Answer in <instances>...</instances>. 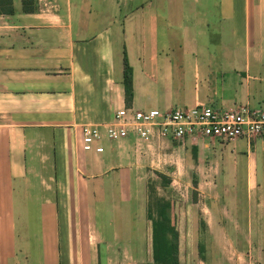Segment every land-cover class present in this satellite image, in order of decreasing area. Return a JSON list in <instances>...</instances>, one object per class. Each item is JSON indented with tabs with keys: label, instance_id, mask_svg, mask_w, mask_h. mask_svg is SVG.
Listing matches in <instances>:
<instances>
[{
	"label": "crops",
	"instance_id": "0c3cea01",
	"mask_svg": "<svg viewBox=\"0 0 264 264\" xmlns=\"http://www.w3.org/2000/svg\"><path fill=\"white\" fill-rule=\"evenodd\" d=\"M115 3H131L133 12L116 16L100 7ZM34 6L23 11V0H12L14 12H0V264H148L150 223L147 230L145 222L129 226L123 219L102 238L95 212L103 193L131 199L102 183L120 176L121 187L128 185L122 164L139 140L104 139L102 152L85 150L84 128L107 124L129 106L264 109V0H35ZM208 31L216 43H201ZM125 56L133 67L131 104ZM153 143L154 161L161 164L168 151L173 165L184 157L195 180L232 182L233 189L246 182L243 202L229 190L212 203L208 196L173 206L180 263L264 264V138L147 142ZM34 196L43 198L40 206L24 203ZM117 244L133 251L111 252Z\"/></svg>",
	"mask_w": 264,
	"mask_h": 264
},
{
	"label": "rangeland",
	"instance_id": "374dc122",
	"mask_svg": "<svg viewBox=\"0 0 264 264\" xmlns=\"http://www.w3.org/2000/svg\"><path fill=\"white\" fill-rule=\"evenodd\" d=\"M116 1V0H115ZM121 1V0H119ZM125 2V0H124ZM99 7V6H98ZM103 12L107 11L113 15H128L132 13V9L134 8L133 4H122L115 3L113 5L110 4H102L100 5ZM123 23L122 18L119 22ZM215 34L213 31H208L204 36L201 37V43H216ZM154 146V143L152 144ZM157 147V146H156ZM156 147L148 146L147 142L139 140L138 142L132 144L130 146V162L124 163L122 165L127 166L124 167L126 175L130 181L124 182L128 185L126 187H121L122 180L120 176L114 177L112 181H103L102 187L106 189H111L109 191H114V193H119L121 191H127L131 195V199L129 202L121 203L119 201L120 195L114 196V194H102V203H95V212L97 217V224L99 227V236L105 238L108 235V232L113 230V226H117L121 224L123 219L126 223H129V226L142 225L146 224V229L149 228V220L147 216L148 205L151 203L150 191L157 192L158 195L164 196L166 198H170L175 200L177 203H204V200L207 199L208 196H211L209 199L210 203L214 200L215 195H219L220 193L224 194L229 190H232L236 193H241L239 195L240 200L244 201L246 198L245 185L246 182L241 180L238 182V189L231 188L232 182H205L200 180H195L191 177H188L187 166L184 164V157L181 159V165H173L169 161V151L165 156L166 159L161 164L155 160V149ZM136 153V155L133 154ZM139 152V153H138ZM166 154V152H164ZM133 155L135 156L133 158ZM135 163V164H134ZM244 172V171H243ZM262 174V175H261ZM131 175V177H130ZM241 177H244L245 174H241ZM259 176L263 178L260 179V182L264 184V167L260 172ZM124 178H126L124 176ZM110 185V186H109ZM224 186V187H223ZM123 189V190H122ZM124 193V192H123ZM43 198L41 196L34 197H23L24 203L29 205H37L40 206L41 200ZM152 198V202H153ZM96 201V200H95ZM202 201V202H201ZM242 201V202H243ZM120 202V206H119ZM214 203V202H213ZM117 204V206H116ZM22 205V204H21ZM23 206H19V208ZM124 208V215H123ZM146 210V211H145ZM26 215V214H25ZM32 216L38 217V214H32ZM34 228H39V224L35 223ZM31 227V226H29ZM22 230L21 227H19ZM132 232H135L132 229ZM111 252L116 253H131L133 248L131 245L125 244H117L114 247H110ZM108 263V262H107ZM108 264H143L137 260L126 259V260H111Z\"/></svg>",
	"mask_w": 264,
	"mask_h": 264
},
{
	"label": "built area",
	"instance_id": "2783aa9c",
	"mask_svg": "<svg viewBox=\"0 0 264 264\" xmlns=\"http://www.w3.org/2000/svg\"><path fill=\"white\" fill-rule=\"evenodd\" d=\"M135 137L150 142L171 138L209 137L230 141L236 138H264V109L243 106L219 110L207 104L172 109H136L124 107L104 125L84 128L85 150L102 152L104 139L119 140Z\"/></svg>",
	"mask_w": 264,
	"mask_h": 264
},
{
	"label": "trees",
	"instance_id": "16d2710c",
	"mask_svg": "<svg viewBox=\"0 0 264 264\" xmlns=\"http://www.w3.org/2000/svg\"><path fill=\"white\" fill-rule=\"evenodd\" d=\"M35 0H23V11H35ZM10 7H6V4ZM0 12L12 13V0H0ZM124 85L127 104L133 99V67L125 56ZM151 203L148 205L147 216L150 222L152 260L148 264H181L176 245V234L173 225V206L177 202L150 191ZM152 198L154 199L152 202ZM177 250V251H176ZM176 253V258H175Z\"/></svg>",
	"mask_w": 264,
	"mask_h": 264
}]
</instances>
